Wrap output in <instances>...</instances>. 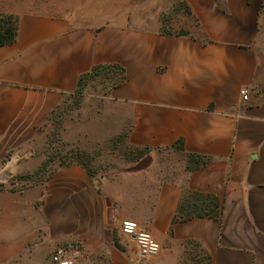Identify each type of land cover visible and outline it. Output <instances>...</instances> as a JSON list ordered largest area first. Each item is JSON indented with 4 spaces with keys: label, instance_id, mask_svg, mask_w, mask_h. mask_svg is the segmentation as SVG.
I'll use <instances>...</instances> for the list:
<instances>
[{
    "label": "crops",
    "instance_id": "1",
    "mask_svg": "<svg viewBox=\"0 0 264 264\" xmlns=\"http://www.w3.org/2000/svg\"><path fill=\"white\" fill-rule=\"evenodd\" d=\"M141 1L0 0L16 19L14 41L0 45V264H51L67 243L80 264H264V0H167L182 3L177 29L194 20L181 34L160 31ZM104 63L125 69L105 97L116 130L129 126L132 146L169 148L170 165L156 150L101 181L72 163L20 185L11 161ZM195 194L217 206L196 214L207 201ZM125 219L159 243L155 256L138 260Z\"/></svg>",
    "mask_w": 264,
    "mask_h": 264
},
{
    "label": "rangeland",
    "instance_id": "2",
    "mask_svg": "<svg viewBox=\"0 0 264 264\" xmlns=\"http://www.w3.org/2000/svg\"><path fill=\"white\" fill-rule=\"evenodd\" d=\"M142 1V8L153 12L147 16L158 18L160 31L181 34L195 30L193 19L192 27L185 25L187 31L183 27L177 29L181 26L177 24L180 16L177 10L182 9V3H176L170 9L167 0H159L161 3L156 0V7L144 2L146 0ZM102 74L88 81L82 95L67 96L52 114L46 135L32 143L34 149L11 161L14 169L20 167L15 172L20 185L46 180L61 166L72 163L84 165L91 175L101 181V177L109 178L122 170L146 165L156 150L160 164L170 165L169 148L132 146L127 141L129 126L126 125L121 131L116 130L113 116L117 108L106 101L105 97L112 89L109 80L104 79L105 74ZM108 130L110 135L103 136ZM172 157L180 160L176 154Z\"/></svg>",
    "mask_w": 264,
    "mask_h": 264
},
{
    "label": "trees",
    "instance_id": "3",
    "mask_svg": "<svg viewBox=\"0 0 264 264\" xmlns=\"http://www.w3.org/2000/svg\"><path fill=\"white\" fill-rule=\"evenodd\" d=\"M15 36L16 19L12 15H0V45L13 42ZM101 73H103L102 75L105 74V76H103L104 79L109 80L111 89L122 85L126 80L125 69L118 63H104L94 65L90 70L82 73L79 76L75 93L73 95H82L88 81L91 78L100 75ZM174 146L182 149V145L180 142L176 143ZM189 161L193 164L199 162L198 159L193 157L192 155H188V162ZM88 173L91 175L89 171ZM194 197L202 199L206 198L207 201V207L205 209H201L200 211H198L199 213L196 214H208L213 209V207L209 206L210 204H212L214 207L217 206V199H215L214 197H204L197 194H195ZM186 204L187 201L185 200L180 203L179 212H183L185 210Z\"/></svg>",
    "mask_w": 264,
    "mask_h": 264
},
{
    "label": "built area",
    "instance_id": "4",
    "mask_svg": "<svg viewBox=\"0 0 264 264\" xmlns=\"http://www.w3.org/2000/svg\"><path fill=\"white\" fill-rule=\"evenodd\" d=\"M241 95L243 99H247V90L242 89ZM120 230L134 240L139 261L146 260L158 253L160 249L159 243L136 221L130 219L122 220ZM79 256L80 249L77 244H60L53 249L50 255V262L51 264H80Z\"/></svg>",
    "mask_w": 264,
    "mask_h": 264
}]
</instances>
